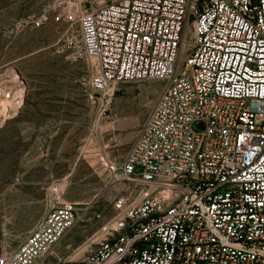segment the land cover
<instances>
[{
  "label": "built area",
  "instance_id": "1",
  "mask_svg": "<svg viewBox=\"0 0 264 264\" xmlns=\"http://www.w3.org/2000/svg\"><path fill=\"white\" fill-rule=\"evenodd\" d=\"M51 22L97 67L95 94L148 81L161 92L107 166L118 196L96 211L52 183L46 214L0 264L42 263L92 219L89 249L62 264H264V0H50L14 27Z\"/></svg>",
  "mask_w": 264,
  "mask_h": 264
},
{
  "label": "rangeland",
  "instance_id": "2",
  "mask_svg": "<svg viewBox=\"0 0 264 264\" xmlns=\"http://www.w3.org/2000/svg\"><path fill=\"white\" fill-rule=\"evenodd\" d=\"M49 1L0 0V255L15 251L44 217L52 183L65 180L63 199L96 211L118 196L107 166L123 160L161 92L148 81L95 94L89 81L97 67L63 48L66 25L14 27ZM95 231L93 219L78 221L37 264L80 258Z\"/></svg>",
  "mask_w": 264,
  "mask_h": 264
},
{
  "label": "bare ground",
  "instance_id": "3",
  "mask_svg": "<svg viewBox=\"0 0 264 264\" xmlns=\"http://www.w3.org/2000/svg\"><path fill=\"white\" fill-rule=\"evenodd\" d=\"M11 82V81H10ZM16 98V97H15ZM14 100V99H13ZM11 102V101H10ZM10 102H8V103H10ZM12 103V102H11ZM14 103H17V102H14ZM15 105V104H14ZM9 106H10V104H9ZM54 249V248H53ZM53 249H52V251H53ZM52 251H51V253H52Z\"/></svg>",
  "mask_w": 264,
  "mask_h": 264
}]
</instances>
